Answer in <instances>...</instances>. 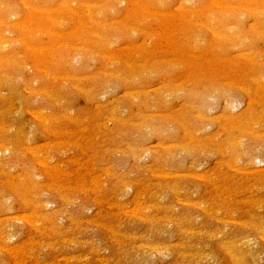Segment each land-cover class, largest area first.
Here are the masks:
<instances>
[{"label":"rangeland","instance_id":"1","mask_svg":"<svg viewBox=\"0 0 264 264\" xmlns=\"http://www.w3.org/2000/svg\"><path fill=\"white\" fill-rule=\"evenodd\" d=\"M163 1L0 0V264H264V0Z\"/></svg>","mask_w":264,"mask_h":264},{"label":"bare ground","instance_id":"2","mask_svg":"<svg viewBox=\"0 0 264 264\" xmlns=\"http://www.w3.org/2000/svg\"><path fill=\"white\" fill-rule=\"evenodd\" d=\"M23 1V0H22ZM163 0H161V2H162ZM27 3V2H26ZM163 3H164V1H163ZM25 4V3H24ZM121 5V4H120ZM63 6V5H62ZM81 6V5H80ZM221 6V5H220ZM70 7V6H69ZM88 7V6H87ZM88 10V9H87ZM89 11V10H88ZM47 12V11H46ZM254 12V11H253ZM90 16H92V14L90 13L89 14ZM160 15V14H159ZM230 16V15H229ZM228 17V16H227ZM34 21V20H33ZM0 23H2V21L0 22ZM18 26V25H17ZM228 27V26H227ZM81 29H82V32L81 33H84L85 32V30H86V27H85V24L83 23V22H81ZM213 31V30H212ZM214 32V31H213ZM7 39V38H6ZM226 40V39H225ZM2 42H0V44H1ZM6 46V45H5ZM48 50H53V48H49ZM248 59V58H247ZM108 60H115L114 58H111V56L110 57H108ZM172 64V63H171ZM230 107H233V108H235V107H237V105H236V103H231V105H230ZM237 109V108H236ZM37 117V116H36ZM35 118V117H34ZM43 120H44V122L47 124L48 122H49V119H44V118H42ZM41 120V119H40ZM238 145H240V144H238ZM169 147V146H168ZM256 162H258L259 164H262L263 162L261 161V160H259V159H256ZM40 164V163H39ZM42 164H43V162H42ZM42 166H44V165H42ZM45 166H46V164H45ZM201 177H203V176H201ZM138 212V211H137ZM19 218V217H18ZM22 220V219H21ZM23 220H24V218H23ZM26 222V221H25ZM56 224V223H55ZM32 225V224H31ZM231 253H233L234 254V256H235V258L236 259H238V256H239V254L236 252V249H234L233 248V250L231 251ZM154 257V256H153Z\"/></svg>","mask_w":264,"mask_h":264}]
</instances>
